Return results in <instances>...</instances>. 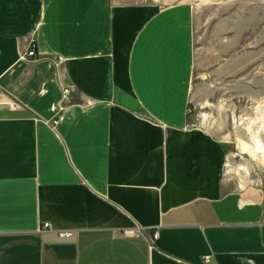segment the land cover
Instances as JSON below:
<instances>
[{"label": "crops", "instance_id": "crops-1", "mask_svg": "<svg viewBox=\"0 0 264 264\" xmlns=\"http://www.w3.org/2000/svg\"><path fill=\"white\" fill-rule=\"evenodd\" d=\"M192 80L187 2L0 0V264H264Z\"/></svg>", "mask_w": 264, "mask_h": 264}, {"label": "rangeland", "instance_id": "rangeland-1", "mask_svg": "<svg viewBox=\"0 0 264 264\" xmlns=\"http://www.w3.org/2000/svg\"><path fill=\"white\" fill-rule=\"evenodd\" d=\"M153 1L191 6L189 125L226 145L225 184L239 192L257 191L264 207V0ZM201 75L206 78L200 80Z\"/></svg>", "mask_w": 264, "mask_h": 264}, {"label": "built area", "instance_id": "built-area-1", "mask_svg": "<svg viewBox=\"0 0 264 264\" xmlns=\"http://www.w3.org/2000/svg\"><path fill=\"white\" fill-rule=\"evenodd\" d=\"M26 56L27 57H33L34 56L33 52L31 51V47H29V50L26 53ZM60 63H61V58H56L55 59V64L57 65V64H60ZM67 94H68V90L67 89H64L62 91V97H63V99H65V97H66ZM8 105L9 106H12V104H8ZM43 228H46V224H43L42 225V229ZM142 231L143 230L141 228L134 227V228H131V229L124 230L122 232V235H124V236H133V235H136V234L141 235L142 234ZM58 236L59 237H64V238H68V237L71 236V234L69 232H61V233H58ZM155 238H156V235L155 234H152L151 237H150L151 240H154Z\"/></svg>", "mask_w": 264, "mask_h": 264}, {"label": "water", "instance_id": "water-1", "mask_svg": "<svg viewBox=\"0 0 264 264\" xmlns=\"http://www.w3.org/2000/svg\"><path fill=\"white\" fill-rule=\"evenodd\" d=\"M199 79H200V80H204V79H205V76H204V75H201V76L199 77Z\"/></svg>", "mask_w": 264, "mask_h": 264}, {"label": "bare ground", "instance_id": "bare-ground-1", "mask_svg": "<svg viewBox=\"0 0 264 264\" xmlns=\"http://www.w3.org/2000/svg\"><path fill=\"white\" fill-rule=\"evenodd\" d=\"M205 76V75H204ZM205 78H206V76H205ZM225 166H227V165H225Z\"/></svg>", "mask_w": 264, "mask_h": 264}]
</instances>
